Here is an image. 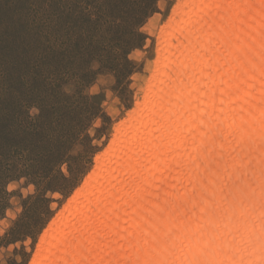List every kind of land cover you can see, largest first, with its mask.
Wrapping results in <instances>:
<instances>
[{"label":"bare ground","instance_id":"1","mask_svg":"<svg viewBox=\"0 0 264 264\" xmlns=\"http://www.w3.org/2000/svg\"><path fill=\"white\" fill-rule=\"evenodd\" d=\"M186 1L33 264H264V0Z\"/></svg>","mask_w":264,"mask_h":264},{"label":"rangeland","instance_id":"2","mask_svg":"<svg viewBox=\"0 0 264 264\" xmlns=\"http://www.w3.org/2000/svg\"><path fill=\"white\" fill-rule=\"evenodd\" d=\"M186 2L0 0V237L6 242L9 229L32 231V262L97 170L96 157L107 152L122 123L138 117L162 34ZM134 33L144 39L130 49L126 41ZM123 68L133 71L126 75ZM85 131L91 150L65 159ZM34 222L43 223L38 235ZM31 243L26 238V251ZM12 252L13 245L0 244V264Z\"/></svg>","mask_w":264,"mask_h":264},{"label":"snow or ice","instance_id":"3","mask_svg":"<svg viewBox=\"0 0 264 264\" xmlns=\"http://www.w3.org/2000/svg\"><path fill=\"white\" fill-rule=\"evenodd\" d=\"M62 2L69 3L72 2V0H62ZM93 19H95V17H93ZM100 82L101 81H98V83ZM100 98L101 99L103 98L102 95ZM91 99H96V97L93 96L91 97ZM93 115L95 116L96 113H93ZM100 119L106 122V119L103 115L100 116ZM91 143L92 141L87 137V133L85 131L83 133V138H78L75 142L69 144L65 152V159L71 158L73 156H79L82 153L91 150ZM96 151H98V149H96ZM61 163H63V161ZM57 167L59 169L60 165H58ZM61 178L63 179V177ZM71 178H72V172H71V168H69L68 179ZM46 210H47V206L45 205V211ZM37 223L39 222H34L33 227L36 228V234L38 235L40 229L43 228V223H39V227H37ZM15 227L16 226L14 225V228ZM6 236L10 238L7 239V241L5 242V239L3 237H0V244H3L5 248L7 247L8 244L13 245V252L10 254V258L5 262V264H33L31 259L33 255L32 246H34L35 244V236L33 235V232L30 230H26L23 232V234H20L19 232L14 231L13 229H9V231L6 233ZM28 237L32 238V243L29 246V250L26 251L25 240Z\"/></svg>","mask_w":264,"mask_h":264},{"label":"trees","instance_id":"4","mask_svg":"<svg viewBox=\"0 0 264 264\" xmlns=\"http://www.w3.org/2000/svg\"><path fill=\"white\" fill-rule=\"evenodd\" d=\"M148 7H146L147 9ZM143 14L146 15V12H144L142 10ZM141 21V20H140ZM142 39H144V36L140 33H137L136 35V39H132V40H129V41H126V45L131 49V48H135V47H140L141 46V42H142ZM134 40V41H133ZM128 64H130V62L128 61L127 62ZM124 72L126 75L132 73L133 69L132 68H123Z\"/></svg>","mask_w":264,"mask_h":264}]
</instances>
